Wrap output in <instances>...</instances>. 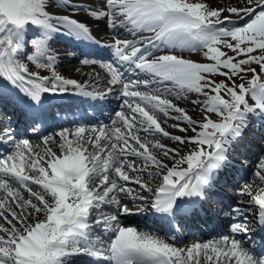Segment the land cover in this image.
<instances>
[{
	"label": "snow or ice",
	"instance_id": "6c2138e0",
	"mask_svg": "<svg viewBox=\"0 0 264 264\" xmlns=\"http://www.w3.org/2000/svg\"><path fill=\"white\" fill-rule=\"evenodd\" d=\"M57 3L105 19L108 27L125 29L133 37L142 32L151 35L139 41L117 38L105 45L115 58L102 65L109 86L89 91L87 83L56 71L58 57L50 41L63 33L96 43L90 28L71 12H50L49 0H0V80L23 94L33 113L34 132L46 95L73 93L98 102L119 84L122 100L109 125L73 122L74 128L42 135L36 145L18 138L10 127L0 128V145H9L0 152V264H75L79 256L106 264H264V253L254 254L242 238H236L248 233L246 223H232L231 235L177 247L156 234L124 226L118 218L131 214L121 195L147 201L156 213L194 211L182 204L207 198L206 191H211L248 116L257 110L264 115V0L228 8H210L202 0H101L100 8L88 9L74 0ZM225 11L228 16H223ZM232 16L244 23L237 25ZM221 45L235 55L222 51ZM161 48L169 51L160 55L151 51ZM201 48L209 62L174 52ZM28 62L51 75L31 71ZM82 62L95 63L87 57ZM123 65L144 78L125 81ZM214 74L230 83L214 81ZM245 76L250 78L245 81ZM234 78L244 82L237 84ZM189 93L204 97L191 101L201 106L202 120L193 119L168 98ZM211 114L219 119L213 120ZM161 115L177 121L172 127L185 135L166 131ZM189 131L193 135L188 136ZM157 134L196 148L181 155L180 149L149 139ZM165 159L173 161L171 166ZM145 175L159 181L155 189ZM253 176L262 186L253 195L252 184H246L239 194L251 196L250 203L258 206L257 222L264 227V156L258 158ZM129 183L152 196L136 194ZM104 205H115L118 214L93 219ZM232 211L245 213L240 207ZM94 227L110 234L107 243L94 235Z\"/></svg>",
	"mask_w": 264,
	"mask_h": 264
},
{
	"label": "bare ground",
	"instance_id": "6f19581e",
	"mask_svg": "<svg viewBox=\"0 0 264 264\" xmlns=\"http://www.w3.org/2000/svg\"><path fill=\"white\" fill-rule=\"evenodd\" d=\"M75 3L83 5V8L84 7H93V8H100L101 7V0H83V1H76ZM62 9H60V10L49 9V11L54 13V14L60 13V12L67 14V13L71 12L73 18L77 19L80 22L85 23L90 28L91 32L94 35H96L97 37H99L98 35H103L106 37L107 32H109L108 29L115 31V29L108 27L107 21L105 19H96V18L90 16L89 14H83V15L79 16L77 14H74L73 11L69 8H62ZM71 71H72L71 76H74V77L80 76L81 79H83L82 83H87L89 88H94L95 90H101L102 91L109 86L107 84V80L109 78L108 73L105 70V68H103L101 66L88 65V66H82L78 70L75 69V70H71ZM130 77L132 79H130ZM137 78L143 79L144 77L142 74H140L138 72L134 73V76L126 77L124 75L125 81L136 80ZM120 89H121V85H119V84L116 85L114 88V91H118V94L117 95L109 94L105 97V100H107L108 102H112V100H115L116 105L119 108L117 111H119L121 109V105H122V100L120 98ZM168 98L170 99V97H168ZM173 103H175L179 106V104L177 102L173 101ZM160 120H161L162 127H164L166 131L170 132L173 135H178V133L176 131L175 132L173 131L174 128L172 127L173 124L178 123L177 121H175L173 119L172 120L167 119V118L163 117L162 115L160 117ZM110 123H108V125ZM94 126H96V125H94ZM89 127H91V126H89ZM72 128H74V127H71L70 129H72ZM55 132H57V130L53 129V130H51V132L49 134H54ZM141 136L143 138V134H141ZM39 137H36V138H38L37 140L30 141V142L31 143L33 142L32 143L33 145L40 143ZM149 139H158L160 143L165 144L168 147L173 148L172 143L174 141L170 140L166 137H162V136L157 134L154 137H149ZM50 146L54 150L56 149L55 144H51ZM151 150L154 152V154H156L158 156V158L164 159V157L161 155V153L158 150H156V149H151ZM169 161L170 160L165 159L164 162L169 164ZM143 178L150 183V186L153 187V189H155V187L159 183V181L157 179L148 178L146 175ZM128 186L130 188L134 189L136 194L144 195V196L152 195V193L143 192V190H141L139 188V186L134 184V183H129ZM244 186H245V184L243 183L236 188V191L233 192V191L229 190V192L237 193V195H239V190L242 189ZM256 192H257V189H252L253 195ZM25 198H27L26 194H25ZM120 198H121L122 204H126L128 206V208L131 210V214H129V215L118 214V211H117L115 205H104L99 209V211L93 213V219H95L97 216H99L101 214H104V215L118 214V218H119L121 224H123L124 226H132L131 224L135 225V223H137L136 218H137L138 213H140L139 210L141 209V206L148 205V203L146 201H140L139 199H133V197L129 196V195H121ZM235 199H236V201L234 202L233 209L236 207H240L241 209L245 210V213L243 216L236 213L237 214L236 220H238V222H234V223H246L248 227H253L254 224L252 222L254 221V218L251 216L249 218V215L247 214V212L249 209L253 210V211L256 210L258 208V206H254L253 204L250 203L251 196H249V195H244V199H240V198L238 199V197L235 196ZM212 206H213L212 208L216 211V213H218L219 210L221 209V206L220 207H217L215 205H212ZM109 209H111L113 211V214H109L111 212ZM219 213H221V212H219ZM219 213H218V215H219ZM233 213L235 214V212H233ZM219 216L222 218H227L229 216V214L223 213V214H220ZM126 222H129L130 224H126ZM198 226L201 227V225H198ZM133 227H138V226L136 225ZM178 228H180V226ZM137 230H139V229H137ZM92 231H93V233H96V235H99L101 237V239L105 241V243L108 242V238H109L110 234H105L103 232L102 228L94 227ZM139 231H142V230H139ZM147 232L152 233L150 231H147ZM152 234H154V233H152ZM229 234L231 235L230 228H229ZM158 236H160V235H158ZM194 236L196 237L195 241H187V242L182 243V244L174 243L171 238H167V237H163V236H160V237L165 239L167 242L172 243L173 245H175L177 247H186V246H190L191 244H193L195 242H206L210 239L218 238V237L210 238L207 236L203 237L202 234H198V235L194 234ZM199 237H202V238L199 239ZM205 237H206V240H204ZM236 238H238V239L242 238L243 239L242 236H237ZM101 264H106V262L101 261Z\"/></svg>",
	"mask_w": 264,
	"mask_h": 264
},
{
	"label": "rangeland",
	"instance_id": "374dc122",
	"mask_svg": "<svg viewBox=\"0 0 264 264\" xmlns=\"http://www.w3.org/2000/svg\"><path fill=\"white\" fill-rule=\"evenodd\" d=\"M202 2L206 3L210 8H228V7H245V6H248L246 4V0H202ZM254 6V5H253ZM76 13H86V11L84 10H81V11H76ZM229 13L227 11H225L223 13V16H228ZM232 19L236 21V24L237 25H242L244 23V20H240V19H237V17L235 16H232ZM247 19V18H245ZM227 27H231V25H226ZM225 39H228V38H225ZM221 47V50L226 52L228 55H235L231 50L227 49L226 47H223L222 45L220 46ZM166 51H169L168 49H165V48H161L159 51L155 50L154 53L156 55H160V54H164ZM205 49H197V50H187V49H175L174 52L175 54L177 55H183L184 58H187V59H191L193 61H197V62H209L207 60V58L203 55ZM238 58H243V57H238ZM29 63V68L31 71H38L39 73L41 74H48V69H45V68H36L35 65L31 64V62H28ZM251 67H254L256 68L257 72L260 71L259 67L256 65V64H252ZM214 76V75H212ZM250 76H245L244 77V80L246 81L247 79H249ZM211 79H213L211 77ZM218 79H220V81H225V82H228L226 81V78L224 76H221L219 77ZM235 79V82L237 84L239 83H242L244 81L240 80L239 78H234ZM214 81L216 82H220L216 79H213ZM230 83V82H228ZM172 100L177 102L179 104L180 107L186 109L187 113L193 117V119L195 120H202L203 119V110L201 108V106L199 105H194L191 103L192 100H203L204 97L201 96V95H198V94H195V93H189L186 95V97H181V98H176L174 96H171ZM187 99V100H186ZM252 104V103H250ZM172 115H175V113H172ZM211 118L213 120H218L219 118L217 117L216 114H211ZM172 120V119H171ZM185 127H187V125L185 124L184 125ZM199 130V129H198ZM173 131L177 132L178 135H185L184 133H181L178 129L174 128ZM188 136H191L193 135V133L191 131H189L187 133ZM250 138L252 140H256L253 136L250 135ZM243 139V137H241L239 140ZM257 141V140H256ZM259 141V140H258ZM172 146L173 148H177V149H180L181 150V155H184L186 154L189 150H192V149H195L196 148V145L194 144H185V145H180L178 144L176 141H174L172 143ZM245 148H252L251 146H249V144H244ZM239 152H242L248 156H250L249 153L245 152L243 148L241 147H237L236 148ZM257 153V152H256ZM261 154V156H264V148H261V152L259 153ZM252 157V156H251ZM247 162V164L249 165H253L252 167L256 168V165H257V162L255 161V163L253 162H249L248 159L245 160V162ZM173 163V161H169V165H171ZM186 167V165H184ZM253 171H251V175L253 174ZM253 184H255V187L256 189H258V186H262L261 185V182L256 179L255 177L253 178ZM242 198V197H241ZM250 211V210H249Z\"/></svg>",
	"mask_w": 264,
	"mask_h": 264
}]
</instances>
